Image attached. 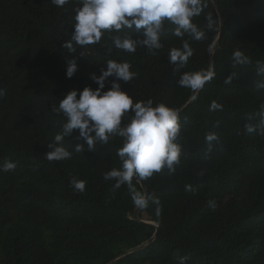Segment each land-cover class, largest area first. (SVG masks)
Instances as JSON below:
<instances>
[{
  "label": "trees",
  "instance_id": "obj_1",
  "mask_svg": "<svg viewBox=\"0 0 264 264\" xmlns=\"http://www.w3.org/2000/svg\"><path fill=\"white\" fill-rule=\"evenodd\" d=\"M202 3L192 22L203 39L177 37L165 21L162 48L138 45L128 53L112 39L127 29L105 31L98 44L63 47L79 0L63 7L51 0H0V165L16 163L13 171H0V264H180L181 257L184 264H264V0ZM130 31L143 39V29ZM185 41L193 55L176 71L169 52ZM236 50L247 63L234 61ZM72 59L77 71L68 78ZM107 60L131 64L136 76L119 83L134 103L151 99L179 112V163L145 180L133 178L147 200L141 209L127 185L114 189L115 181L104 179L121 167L122 137L78 153L75 144L85 142L74 130L62 142L71 158L44 155L66 122L58 103L71 89H95L91 77ZM210 69L215 75L192 100L194 93L178 84L182 73ZM209 133L217 137L211 151ZM73 178L85 182L83 192ZM142 212L155 225L143 223ZM143 233L147 241L139 247ZM112 243L130 251L116 259Z\"/></svg>",
  "mask_w": 264,
  "mask_h": 264
},
{
  "label": "clouds",
  "instance_id": "obj_2",
  "mask_svg": "<svg viewBox=\"0 0 264 264\" xmlns=\"http://www.w3.org/2000/svg\"><path fill=\"white\" fill-rule=\"evenodd\" d=\"M57 7H63L69 0H51ZM80 6L74 9V24L71 39L63 47L73 48V42L79 46L98 44L105 31L121 33L113 36V43L117 49L134 53L138 45L146 47L149 51L162 48L160 35L164 30V22L175 25L173 35L182 37L189 34L199 41L205 33L193 23V17L199 16L203 10L202 0H79ZM209 23V27H211ZM143 29V39L133 38L131 29ZM71 52V51H70ZM193 49L185 41L181 49L173 48L169 52V62L176 66V71L184 68ZM236 63H247L240 50L233 52ZM66 76L71 78L77 71L75 59L67 62ZM131 64L127 61L117 62L107 60L106 68L100 70L97 76L92 75V80L98 86L92 89L85 86L82 90L71 89L64 94L58 103V112L66 117L62 132L54 136V141L47 145L50 151L44 153L49 161H61L71 158V153L63 145V140L74 130H78L79 137L84 144H75L76 152L93 151L97 142L108 143L113 135L123 138L122 147L117 150L121 167L113 168L105 173V180H114V189L127 185L134 205L143 208L147 206L146 197L133 185V178L145 180L167 168L174 170L179 163L181 146L177 143L180 135L179 112L164 103L153 106L151 99L133 102L125 91L121 90L119 81L130 82L136 73L130 71ZM264 71V68L261 69ZM215 75L214 69L196 72H183L178 84L189 88L194 95L201 90L205 83ZM114 77L108 90L105 81ZM226 83L231 82L228 77ZM218 105L213 102L211 108ZM127 122L122 124V118L127 113ZM248 131H253L248 127ZM209 142L208 150L211 151V142L217 137L209 133L205 137ZM86 146V148H85ZM16 163L5 160L0 165V171H13ZM75 190L83 192L85 182L75 178L71 181ZM185 257H181L180 264H184Z\"/></svg>",
  "mask_w": 264,
  "mask_h": 264
},
{
  "label": "rangeland",
  "instance_id": "obj_3",
  "mask_svg": "<svg viewBox=\"0 0 264 264\" xmlns=\"http://www.w3.org/2000/svg\"><path fill=\"white\" fill-rule=\"evenodd\" d=\"M140 220L146 222L147 224L149 225H155V223L153 221H151L149 219V217L145 214V213H141L140 215ZM147 241V237H146V234H141L140 237H139V242H140V246H143L145 244V242ZM111 250L113 251V253L115 255H118L116 259H119L121 258L126 252H129L130 249H126L125 247L121 246V244H116V243H112L111 246H110ZM110 264H127V262L125 261H114Z\"/></svg>",
  "mask_w": 264,
  "mask_h": 264
},
{
  "label": "water",
  "instance_id": "obj_4",
  "mask_svg": "<svg viewBox=\"0 0 264 264\" xmlns=\"http://www.w3.org/2000/svg\"><path fill=\"white\" fill-rule=\"evenodd\" d=\"M139 209H141L140 207H138ZM142 221V220H141ZM143 223H146V222H144V221H142Z\"/></svg>",
  "mask_w": 264,
  "mask_h": 264
}]
</instances>
